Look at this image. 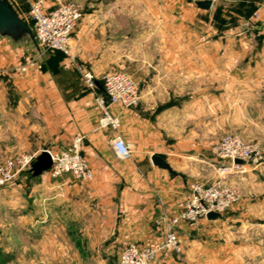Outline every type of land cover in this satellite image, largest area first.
Segmentation results:
<instances>
[{
  "label": "crops",
  "instance_id": "obj_1",
  "mask_svg": "<svg viewBox=\"0 0 264 264\" xmlns=\"http://www.w3.org/2000/svg\"><path fill=\"white\" fill-rule=\"evenodd\" d=\"M196 1L143 0L145 19L157 23L190 12L203 18V26L178 25L171 28L175 37L154 45L161 53L145 64L150 74L143 82L161 87H146L143 106L111 107L121 119L119 135L131 145L127 160L117 159L111 149L113 133L97 127L98 92L85 88L63 54L46 52L34 69L14 72L20 59L23 63L36 56V46L0 35L3 156L57 151L74 136H84L82 154L93 171L91 181L74 183L68 175L53 180L48 171L30 175L34 197L47 200L43 224L60 229L61 254H78L91 264H117L121 248L133 243L153 252L150 264H264L261 254L245 260L244 254H176L161 248L164 232L156 220L180 210L181 197L191 184L211 183L212 148L222 135L237 134L264 150V21L250 30L242 27L264 0H210L209 10ZM95 25L81 18L71 43L77 62L101 82L93 67L106 57L100 51L104 43L90 40L97 36ZM98 48L101 53H88ZM152 155L162 157L173 173L155 167ZM242 168L247 177L264 179V164ZM197 170L203 171L199 174L204 180ZM215 221L201 220L196 227L181 224L177 233L183 252H189L199 225Z\"/></svg>",
  "mask_w": 264,
  "mask_h": 264
},
{
  "label": "rangeland",
  "instance_id": "obj_2",
  "mask_svg": "<svg viewBox=\"0 0 264 264\" xmlns=\"http://www.w3.org/2000/svg\"><path fill=\"white\" fill-rule=\"evenodd\" d=\"M0 1L25 22L32 32L29 9L34 0ZM70 2L80 8L82 18H87L89 24H97V36L94 35L90 40L104 43V48L88 53L97 55L100 51H105V60L98 68L93 67L99 72L98 78L101 80L106 74L123 71L137 82L140 101L135 109L141 104L143 106V91L148 85L152 89L161 87V84L143 82L144 76L150 74L145 64L154 61L155 55L161 53L154 45L157 42L166 43V38L174 36L171 28L178 25L203 26V18L193 16L190 12L181 15L180 19L166 18L157 23L155 20L145 19L143 0H46L47 6L53 8ZM99 26H102L103 30L99 31ZM74 34L75 31L72 40ZM6 42L12 47L9 39ZM22 42L32 47L33 40L29 37L24 38ZM35 52L37 53L36 50ZM21 62L20 59L19 65L24 63ZM70 63L80 76L83 69H90L77 62L76 58L74 63ZM9 72H13V69H9ZM149 101L153 103L155 99ZM3 151L5 148L0 146V162L6 159ZM107 152L109 153V150L106 147ZM212 156L215 161L211 168V183L222 180L235 187L241 193V201L225 212L222 218L213 223L199 225L194 231V242L189 252H183L182 248L181 254H244L245 260H251L250 254H261V257H264V179L261 176L247 177V174L242 173V167H232L229 161L219 159L214 154ZM197 172L199 174L203 171ZM200 178L204 180L202 174H199ZM31 182L33 179H30V175L24 173L13 183L0 189V264H91L93 261H82L78 254H61L60 229L46 228L43 224L45 215H48V207L45 206L47 200L34 197V191L29 189ZM44 237L54 239L52 242H45Z\"/></svg>",
  "mask_w": 264,
  "mask_h": 264
},
{
  "label": "built area",
  "instance_id": "obj_3",
  "mask_svg": "<svg viewBox=\"0 0 264 264\" xmlns=\"http://www.w3.org/2000/svg\"><path fill=\"white\" fill-rule=\"evenodd\" d=\"M29 15L33 23V34L37 45L36 56L27 59L16 67L18 73H27L35 68L37 59L46 52H60L70 62H75L72 47V35L77 28L82 12L73 2L59 4L54 8L47 6L46 0H34L30 4ZM264 21V3L243 22L245 30L253 29L258 20ZM81 76L85 88L96 93L95 76L83 69ZM264 79V75H263ZM102 94L95 95V105L99 110L97 127L100 130H110L111 149L119 160H127L131 155V145L120 135L121 119L111 112V107L120 110H132L139 105L140 92L137 82L126 72L109 73L101 78ZM84 136L76 135L63 149L47 150L51 157V167L48 170L51 178H61L68 175L74 182L86 183L92 180L93 171L89 162L82 154ZM212 152L219 159L230 162L239 159L250 166L264 164V150L256 142L246 141L237 134L226 133L213 146ZM37 154H18L0 162V189L13 183L20 175L28 171ZM241 201V193L235 187L222 180L210 184L193 183L182 195L180 210L173 215H162L156 220V226L162 228L164 241L161 246L176 254H181L182 246L177 233L181 224L196 227L201 220L207 219V214L213 212L221 216ZM153 252H143L136 244L124 245L119 254L117 264H150Z\"/></svg>",
  "mask_w": 264,
  "mask_h": 264
},
{
  "label": "water",
  "instance_id": "obj_4",
  "mask_svg": "<svg viewBox=\"0 0 264 264\" xmlns=\"http://www.w3.org/2000/svg\"><path fill=\"white\" fill-rule=\"evenodd\" d=\"M195 4L204 10H209L211 7L210 0H200L196 1ZM0 35L9 36L15 41H21L26 37H29L33 40L36 49V41L33 32L29 29L27 24L23 22L17 15L12 12V10L6 6L2 1H0ZM97 87H100L98 82H96ZM152 164L159 168L166 170L169 173H173L169 164L164 161V159L158 155L151 156ZM51 157L49 152L44 149L36 156L34 162L31 164L28 172H30L32 177H37L42 175L44 172L48 171L51 167ZM234 164L242 167L246 165V162L243 160L236 159L234 160ZM207 220H217L222 218V216L218 213H209L206 216Z\"/></svg>",
  "mask_w": 264,
  "mask_h": 264
},
{
  "label": "trees",
  "instance_id": "obj_5",
  "mask_svg": "<svg viewBox=\"0 0 264 264\" xmlns=\"http://www.w3.org/2000/svg\"><path fill=\"white\" fill-rule=\"evenodd\" d=\"M31 21H32V20H31ZM32 25H33V23H32ZM32 27H33V26H32ZM54 52H57V51H54ZM54 52H53V53H54ZM59 53H60V52H59ZM98 84H99L100 87H97L96 92H98V94H102V93H103V91H102V83L99 81ZM24 173H27V174L31 175L30 172H28V171H26V172H24ZM24 173H23V174H24Z\"/></svg>",
  "mask_w": 264,
  "mask_h": 264
}]
</instances>
